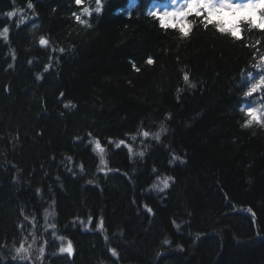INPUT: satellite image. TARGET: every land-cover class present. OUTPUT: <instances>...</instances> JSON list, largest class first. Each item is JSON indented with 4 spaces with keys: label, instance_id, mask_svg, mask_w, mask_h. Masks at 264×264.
Wrapping results in <instances>:
<instances>
[{
    "label": "trees",
    "instance_id": "obj_1",
    "mask_svg": "<svg viewBox=\"0 0 264 264\" xmlns=\"http://www.w3.org/2000/svg\"><path fill=\"white\" fill-rule=\"evenodd\" d=\"M153 1L104 0L87 29L74 0H0L4 264H32L9 249L33 227L43 264H264V129L242 127L251 119L240 111L264 31L234 40L190 16L184 38L149 14ZM164 177L174 178L165 191L150 188ZM89 216L90 230L74 222ZM68 239L72 260L59 252Z\"/></svg>",
    "mask_w": 264,
    "mask_h": 264
},
{
    "label": "clouds",
    "instance_id": "obj_2",
    "mask_svg": "<svg viewBox=\"0 0 264 264\" xmlns=\"http://www.w3.org/2000/svg\"><path fill=\"white\" fill-rule=\"evenodd\" d=\"M232 0H229V3L231 4ZM237 4H239L241 7H243L245 4L251 5L250 10L253 12L252 15L246 14V15H240L239 17V23L235 25L236 28L240 31L239 37H232L231 32L227 33L230 37H232L234 40H243L244 39V33L252 32L255 30H261L264 31V0H235ZM13 3L15 4V0H13ZM75 5L77 6L78 11H74L72 13V17L74 18L75 22L79 24L80 26L90 29L93 27V24L91 23L90 18L93 16L94 13L103 12V8H98L99 0H74ZM83 5V7H79L78 5ZM28 7L34 8V5L32 3V0H28ZM238 11V10H237ZM137 13L140 16H143L139 10H137ZM198 13V15H197ZM38 14V13H37ZM5 15H11V13H5ZM132 13H129V16H131ZM190 16H195L199 18V16H204L205 12L200 9H196L193 12L189 13ZM203 23V21H201ZM190 23L195 25L196 21L194 19H191ZM63 50V49H61ZM255 68L261 69L264 68V61H261L259 63H256L254 65ZM243 74V73H242ZM241 74L242 78L243 75ZM248 79L246 80V83L242 85L241 90V97L244 100H248L249 97L253 98V102L251 104V109L253 110V116H249L247 113L249 112L248 108L242 109V114L245 116V120L251 119V123H244L241 126L245 128H253L257 127L260 129H264V73H261L259 76L253 77L251 72L247 73ZM39 76V74H38ZM194 85V84H193ZM255 88L256 94L253 95L252 92H250V89ZM254 117V118H253ZM131 138L135 140L136 135L131 134ZM158 139V137H157ZM109 143H113L116 148H119L121 143L126 144V141L124 140H110ZM106 151L103 155L104 164H100L98 166V171L102 167H106L108 169V150L107 147L104 146ZM130 149V153L132 155H138L141 158L145 155V150H140L138 152H135L131 149V146L128 145ZM94 151V149H93ZM81 172L84 171V166L81 164L80 166ZM109 171L111 169H108ZM174 178H171L173 180ZM93 181H89V183H92ZM171 184H168V187H170ZM151 189L159 191V188L157 184L154 182L152 185H150ZM40 189H37V193H40ZM55 206V200L53 199L51 201V207ZM48 210V209H45ZM33 220H35V217H33ZM52 229H56L55 223H49V225ZM47 230V229H45ZM31 234V241L29 242L28 236L23 237L24 243H22L20 246H17L16 242L13 241V243L10 246V255L12 260H31L32 264H43V256H44V247L37 246V241L43 240V236H37L36 235V228L33 227L30 231ZM53 235L60 241H62L64 236L57 235V233L54 231ZM47 243V241H45ZM24 244H27V247L24 246ZM7 247V246H6ZM23 248L22 252H19L18 249ZM9 259V256L5 255L4 251H0V264H4L5 261Z\"/></svg>",
    "mask_w": 264,
    "mask_h": 264
},
{
    "label": "snow or ice",
    "instance_id": "obj_3",
    "mask_svg": "<svg viewBox=\"0 0 264 264\" xmlns=\"http://www.w3.org/2000/svg\"><path fill=\"white\" fill-rule=\"evenodd\" d=\"M79 7H83V5H78ZM98 8L102 9L104 6V0H99V4L97 5ZM251 8V5L245 4L243 7H241L239 4L235 2V0H232L231 4L229 3V0H172V10L171 11H164V12H150L149 14L154 16L160 26L165 29H171L178 31L182 37L187 38L190 36L192 30H193V24L190 23V12L195 11L196 9L203 10L205 12L204 16H199L204 22L206 26H212L215 30H217L220 34H227L231 32L232 37H239L240 31L238 28L235 27L237 23H239V17L240 15H246L248 14V10ZM238 10V11H237ZM99 14V12L95 13ZM198 15V13H197ZM48 41L45 38H41V44L47 45ZM63 50H61L62 52ZM147 63L152 64L154 61L152 58H149L146 60ZM253 77L259 76L261 73H264V68L257 69L253 68L251 71ZM245 72L243 73L244 79H248V75ZM183 80L186 84H188L191 87H195V85L191 84L189 75L185 73L183 75ZM250 92L253 93V95L256 94L255 88L250 89ZM251 97H249L250 99ZM248 100H244L242 103V106L240 108V111L242 112V109L248 108L249 112L247 113L250 117L253 116V110L251 109V105ZM67 108H74L75 106L72 104L65 105ZM254 118V117H253ZM145 136L148 135L147 132L144 133ZM92 143L94 145V154H96L100 160L101 164H104L103 155L106 151L105 147L102 145L101 141L99 139L92 140ZM124 145L121 143L120 146ZM101 172L104 174L107 173V168L102 167L100 169ZM171 178L170 177H164L161 178V184L162 187L159 188V191H165L168 188V184L170 183ZM146 211H148L151 214V209L147 208L145 206ZM249 214H253L251 210H249ZM42 215L45 218H48L49 216L54 215V207L43 210ZM35 222V221H34ZM78 222L84 230H90V226L92 223V217L89 216L87 221L80 220L77 218L76 221ZM179 228V226H176ZM98 231L104 232V224L103 219L100 218L98 221ZM66 238H64L61 242L65 241ZM104 239L107 240V235L104 236ZM165 244H168V241H165ZM19 252L23 251V248L18 249ZM45 252V249H44ZM59 252L62 254H73L74 253V246L72 244V241L70 239L67 240V243L59 248ZM115 258V251L112 250L110 253Z\"/></svg>",
    "mask_w": 264,
    "mask_h": 264
},
{
    "label": "rangeland",
    "instance_id": "obj_4",
    "mask_svg": "<svg viewBox=\"0 0 264 264\" xmlns=\"http://www.w3.org/2000/svg\"><path fill=\"white\" fill-rule=\"evenodd\" d=\"M153 10H155L156 12L171 11L172 10V0H170V5L168 7L167 6L165 7L164 5L159 4V3H155V5L153 6ZM248 14L252 15L253 12L249 9ZM252 102H253V98H251V100L249 102L250 105L252 104ZM156 184H157L158 188L162 187L160 179L156 182ZM152 190H154V189H152ZM154 191H157V190H154ZM157 192H160V191H157Z\"/></svg>",
    "mask_w": 264,
    "mask_h": 264
},
{
    "label": "water",
    "instance_id": "obj_5",
    "mask_svg": "<svg viewBox=\"0 0 264 264\" xmlns=\"http://www.w3.org/2000/svg\"><path fill=\"white\" fill-rule=\"evenodd\" d=\"M70 255V258L72 259L73 258V255H74V253L73 254H69Z\"/></svg>",
    "mask_w": 264,
    "mask_h": 264
}]
</instances>
